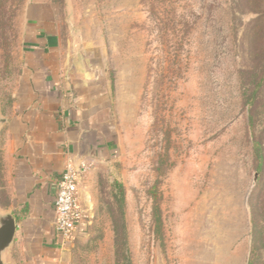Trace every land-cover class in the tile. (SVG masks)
I'll return each mask as SVG.
<instances>
[{
	"label": "rangeland",
	"instance_id": "374dc122",
	"mask_svg": "<svg viewBox=\"0 0 264 264\" xmlns=\"http://www.w3.org/2000/svg\"><path fill=\"white\" fill-rule=\"evenodd\" d=\"M31 1L0 0L2 116L12 108ZM50 1L82 46L74 59L110 81L116 126L112 157L82 175L86 210L65 264H115L121 207L132 264H246L248 198L264 187L256 156L257 144L264 153V0H174L188 22L177 59L173 38L162 45L141 0ZM6 162L4 122L0 212L10 204Z\"/></svg>",
	"mask_w": 264,
	"mask_h": 264
},
{
	"label": "crops",
	"instance_id": "0c3cea01",
	"mask_svg": "<svg viewBox=\"0 0 264 264\" xmlns=\"http://www.w3.org/2000/svg\"><path fill=\"white\" fill-rule=\"evenodd\" d=\"M23 18L20 71L12 108L4 116L8 209L16 222L11 262L65 264L86 210V192L80 179V215L71 238L64 239L54 224L57 181L67 163L83 164L87 171L112 157L111 85L88 62L74 59L82 46L73 43L70 31L64 33L54 3L32 0Z\"/></svg>",
	"mask_w": 264,
	"mask_h": 264
},
{
	"label": "trees",
	"instance_id": "16d2710c",
	"mask_svg": "<svg viewBox=\"0 0 264 264\" xmlns=\"http://www.w3.org/2000/svg\"><path fill=\"white\" fill-rule=\"evenodd\" d=\"M146 7L147 17L155 29L156 36L161 39L162 45L168 44V37L173 38L172 56L177 59V50L182 44V39L188 32V22L184 17L176 12L174 0H141ZM179 68V67H177ZM178 72H174L172 79H176ZM257 170L259 173L264 171V153L261 144L256 147ZM115 190L114 196L122 205L124 200L123 185L113 180ZM154 202L156 196L154 195ZM248 209L250 219V247L246 264H264V187L253 189L248 198ZM158 206L155 203L154 216L159 221ZM113 220L114 231V256L115 264H132L130 251L127 242V229L124 221L122 207Z\"/></svg>",
	"mask_w": 264,
	"mask_h": 264
},
{
	"label": "built area",
	"instance_id": "2783aa9c",
	"mask_svg": "<svg viewBox=\"0 0 264 264\" xmlns=\"http://www.w3.org/2000/svg\"><path fill=\"white\" fill-rule=\"evenodd\" d=\"M86 171V166L67 163L57 181V190L53 200L55 228L64 238L69 239L76 228L80 215L76 198L78 182Z\"/></svg>",
	"mask_w": 264,
	"mask_h": 264
},
{
	"label": "water",
	"instance_id": "95a60500",
	"mask_svg": "<svg viewBox=\"0 0 264 264\" xmlns=\"http://www.w3.org/2000/svg\"><path fill=\"white\" fill-rule=\"evenodd\" d=\"M5 122V117L0 114V125ZM16 222L10 210L0 212V264H8L7 250L15 238Z\"/></svg>",
	"mask_w": 264,
	"mask_h": 264
}]
</instances>
